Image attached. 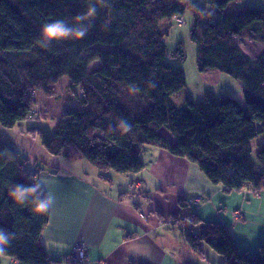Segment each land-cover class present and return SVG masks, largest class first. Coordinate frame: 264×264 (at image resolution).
Wrapping results in <instances>:
<instances>
[{"label": "trees", "instance_id": "16d2710c", "mask_svg": "<svg viewBox=\"0 0 264 264\" xmlns=\"http://www.w3.org/2000/svg\"><path fill=\"white\" fill-rule=\"evenodd\" d=\"M234 1L105 0L96 5L83 38L45 43L42 25L62 19L74 27L94 0H0V127L10 130L32 119L33 93L52 96L53 86L66 77L78 105L63 112L49 137L34 127L21 129L33 130L48 155L76 156L108 179V173L142 172L143 150L155 146L195 165L224 194H259L264 190V7L228 11ZM188 10L197 71L216 70L238 81L241 100L210 91L199 103L188 96L174 100L186 87L180 65L187 57L183 42L168 52L165 39ZM242 38L262 45L261 53L248 56L238 43ZM35 177L25 171L17 147L0 140V228L12 235L0 256L17 264H56L40 245L50 210L37 213L32 203H17L9 195L14 185H30ZM179 203L178 229L196 256L205 258L206 245L221 257L220 264H264V240L255 254L239 250L227 226L205 222L192 200ZM185 206L191 213L182 210Z\"/></svg>", "mask_w": 264, "mask_h": 264}, {"label": "crops", "instance_id": "0c3cea01", "mask_svg": "<svg viewBox=\"0 0 264 264\" xmlns=\"http://www.w3.org/2000/svg\"><path fill=\"white\" fill-rule=\"evenodd\" d=\"M29 159L23 157L24 169L36 176L34 183L41 182V194L50 192L55 196L40 245L58 264H65L76 242L86 245L88 264H197L185 256L183 238L180 242L167 230L179 231V202L188 203L199 193L202 196L195 210H203V196L224 198V206L232 209L230 218L223 219L221 215V219L210 220L227 226L239 250L255 254L264 240V190L247 196L224 194L195 165L155 146L144 148L142 172L124 176L108 173V179L76 156L48 159L50 165ZM152 195L159 199L155 205L148 203ZM235 212L240 213L239 217ZM205 251L215 264L221 263L212 250L204 248V254ZM0 264L17 263L0 256Z\"/></svg>", "mask_w": 264, "mask_h": 264}, {"label": "rangeland", "instance_id": "374dc122", "mask_svg": "<svg viewBox=\"0 0 264 264\" xmlns=\"http://www.w3.org/2000/svg\"><path fill=\"white\" fill-rule=\"evenodd\" d=\"M191 1L194 2L197 0ZM244 4H251L254 6L264 7V4H261V0H236L230 4L227 10H241L244 8ZM182 20L183 23L181 25L173 23L165 39L166 49L168 52L174 50L176 44L180 41L184 43L186 51V61L180 65L186 76V87L174 96V100L176 101V103L182 102L186 96L190 97V99L195 103H199L203 100L205 92L209 91L213 92L216 95H229L241 100L242 88L238 81L216 70L209 69L206 70L204 73H199L197 71V48L195 44H193L189 40V29L192 23V15L189 10L185 12L182 17ZM238 43L242 50L252 58H255V56L257 57L260 54L261 49L263 48L262 45L253 43L243 38L238 40ZM97 66L98 63H93L90 68L95 69ZM76 93H73L70 90L69 80L66 77H62L58 81V83L53 86L52 96H47L43 92L36 90L33 93V97L36 102L34 111L32 113L33 118L28 121L22 122L20 126H15L10 130L0 127V140L10 139L9 141H12L15 147H17L20 157L25 158L28 156L30 157V162L36 161L39 164L50 165L51 162H48V159L54 160L55 158V160H59L56 157L48 155L44 151L41 146L40 140L36 137V133H34V131L36 129H39L43 131L44 135L48 137L51 136L52 130L54 129L55 125H57L60 121L63 112L68 108H73L78 105ZM28 127H34V131L32 130L30 133L21 132V129L27 130ZM22 134H24L25 136L23 137ZM153 193L158 194V192L155 191ZM198 195L202 196L201 193H199ZM188 197L191 198L192 196ZM203 197L204 199L200 204L201 207H203V210H195V213L199 215L201 219H203L205 222H211L212 220L210 219H213L214 217L215 219H221L219 218L221 215L222 217H224L223 219L230 218L232 209L224 206V198L219 200L220 198L208 199V197L206 196ZM158 202L159 199L153 198V195L152 198L148 200V203H151L152 205H155ZM182 210H185V212L188 210V212L191 213L192 207L185 206L182 208ZM202 214L204 216H202ZM255 224H257L256 221ZM167 231L172 236L174 234V237H177L180 242L182 241L180 231H172V229H169ZM204 248L207 250V248L209 247L204 245ZM212 254H214V256L219 257L221 260V257L218 254H216L215 252ZM205 255L206 258L202 259L201 257L196 256L188 248H186L185 256L187 257V259H189L188 261H197V264H208L206 261H211L213 264L216 263L215 259L212 258L206 251Z\"/></svg>", "mask_w": 264, "mask_h": 264}, {"label": "clouds", "instance_id": "9594fccd", "mask_svg": "<svg viewBox=\"0 0 264 264\" xmlns=\"http://www.w3.org/2000/svg\"><path fill=\"white\" fill-rule=\"evenodd\" d=\"M105 0H94V3L87 8L84 14L78 15L75 19L80 22L74 27H68L64 20H55L51 23H45L41 27V37L45 43L52 40H63L69 38H83L88 32V23L95 16L96 5H103ZM127 130V129H125ZM41 182L30 185H14L9 193L10 197L17 203H32L33 211L44 214L47 213L55 203V196L50 192L41 194ZM12 235L0 228V254L6 251L11 244Z\"/></svg>", "mask_w": 264, "mask_h": 264}, {"label": "built area", "instance_id": "2783aa9c", "mask_svg": "<svg viewBox=\"0 0 264 264\" xmlns=\"http://www.w3.org/2000/svg\"><path fill=\"white\" fill-rule=\"evenodd\" d=\"M200 200V196H195L192 199V202L194 203V205H197ZM234 214L235 216L239 215L237 212H235ZM64 262L65 264H88L89 259L86 245L82 242L74 243L69 258Z\"/></svg>", "mask_w": 264, "mask_h": 264}]
</instances>
